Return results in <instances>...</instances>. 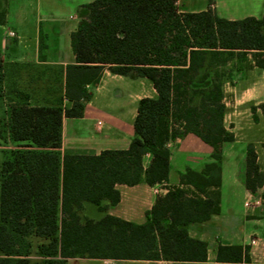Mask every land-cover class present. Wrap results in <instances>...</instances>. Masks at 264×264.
Segmentation results:
<instances>
[{
	"label": "trees",
	"instance_id": "trees-1",
	"mask_svg": "<svg viewBox=\"0 0 264 264\" xmlns=\"http://www.w3.org/2000/svg\"><path fill=\"white\" fill-rule=\"evenodd\" d=\"M178 1L85 5L86 15L71 35L76 64L66 67L63 94L46 106L14 105L7 121L0 118V144L10 134L22 147L0 159V264H31L32 237L50 241L34 264H66L70 258L210 264L208 244L190 237L189 226L220 212L223 147L234 141L225 127L224 86L249 54L264 69V15L228 20L218 16L215 0L207 11L182 13ZM7 15V8L0 9V26ZM233 61L239 65L228 69ZM105 70L147 79L157 96L139 101L129 149L61 155L63 118L83 116L93 98L89 87L99 84ZM258 108L264 116V104ZM252 111L257 120V107ZM188 133L213 149L203 171L181 174V185L194 191L178 187L158 197L144 224L109 215L120 202L117 185L168 181V143ZM245 185L252 193L264 186L253 144L247 147ZM88 205L99 218H85ZM216 261L252 264L250 246L220 244Z\"/></svg>",
	"mask_w": 264,
	"mask_h": 264
},
{
	"label": "crops",
	"instance_id": "crops-1",
	"mask_svg": "<svg viewBox=\"0 0 264 264\" xmlns=\"http://www.w3.org/2000/svg\"><path fill=\"white\" fill-rule=\"evenodd\" d=\"M95 0H0V9L7 8V23L0 26V118L7 121L12 106L53 104L65 89V71L76 64L71 35L86 15L84 6ZM209 0H179L182 13H198L209 9ZM218 16L228 20L248 17L261 19L264 0H215ZM13 32L15 36H11ZM41 42L44 48L40 49ZM244 68L233 72L227 82L225 103L234 109L250 110L253 118L250 129L238 127L236 121L225 127L234 141L224 144L220 212L204 224L189 226V235L208 244V262L216 264L218 246H250L252 264H264V186L256 193L245 185L247 147L255 145L259 164L264 171V138L253 133L264 116L258 107L264 104V69L255 65L252 54ZM237 61L228 64L231 69ZM93 98L85 103L81 118H63L62 147L66 152L99 155L106 150H127L135 137V119L139 101L157 96L152 84L136 76L124 77L105 70L101 81L90 86ZM150 93V94H148ZM67 104V102L65 101ZM252 107H257L254 118ZM242 126L244 124H241ZM244 130V131H243ZM250 130V131H249ZM257 130V129H256ZM263 139V141H262ZM258 143H263L258 146ZM14 145L10 134L1 141L0 150ZM168 181L157 186L140 183L134 186L117 185L120 202L111 207L109 215L122 220L144 224L158 197L169 190L182 187L189 193L194 189L181 185V174L188 168L201 172L212 162L213 149L204 140L188 133L172 139ZM4 151L2 155L4 154ZM3 159V158H2ZM147 155L145 164L149 165ZM254 241V242H253ZM66 264H181L167 260H112L70 258Z\"/></svg>",
	"mask_w": 264,
	"mask_h": 264
},
{
	"label": "rangeland",
	"instance_id": "rangeland-1",
	"mask_svg": "<svg viewBox=\"0 0 264 264\" xmlns=\"http://www.w3.org/2000/svg\"><path fill=\"white\" fill-rule=\"evenodd\" d=\"M150 94V93H148ZM228 115H227V123L226 125L229 126V124L233 121H236V123L238 124V127H244L243 129H250L247 128V126L251 125V119L253 118L252 113L250 110H245L244 108L242 109H234L231 106H228ZM241 124H244L243 126ZM257 129V130H256ZM243 130V131H244ZM250 131V130H249ZM253 133L256 134L257 136H261V138H264V128L262 125H260L259 127H256L255 130H253ZM263 141V139H262ZM258 146H262L263 147V143H258ZM4 150H0V159H4L5 157L7 158L9 155H11V153H14L17 151L16 148H14V145L8 148V150L4 151L5 155H2ZM85 218H93V219H97L99 218L100 214L98 213L97 209L93 206V205H88V207L85 210ZM29 242L32 244V248H31V254H30V262L31 264H34L36 262H41L42 258H41V247L43 245H47L50 241L44 238H37V237H32L29 239Z\"/></svg>",
	"mask_w": 264,
	"mask_h": 264
},
{
	"label": "built area",
	"instance_id": "built-area-1",
	"mask_svg": "<svg viewBox=\"0 0 264 264\" xmlns=\"http://www.w3.org/2000/svg\"><path fill=\"white\" fill-rule=\"evenodd\" d=\"M10 35L13 36V37L15 36V34H14L13 32H11ZM253 242H254V241H253Z\"/></svg>",
	"mask_w": 264,
	"mask_h": 264
}]
</instances>
